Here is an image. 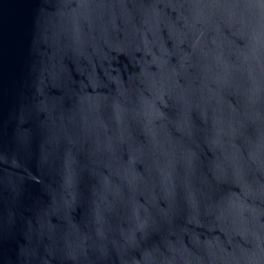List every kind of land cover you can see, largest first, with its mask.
<instances>
[{
    "label": "water",
    "instance_id": "1",
    "mask_svg": "<svg viewBox=\"0 0 264 264\" xmlns=\"http://www.w3.org/2000/svg\"><path fill=\"white\" fill-rule=\"evenodd\" d=\"M0 264H264V0H0Z\"/></svg>",
    "mask_w": 264,
    "mask_h": 264
}]
</instances>
